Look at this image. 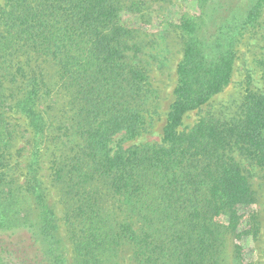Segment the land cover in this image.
Returning <instances> with one entry per match:
<instances>
[{
  "label": "trees",
  "instance_id": "1",
  "mask_svg": "<svg viewBox=\"0 0 264 264\" xmlns=\"http://www.w3.org/2000/svg\"><path fill=\"white\" fill-rule=\"evenodd\" d=\"M146 2L0 0V264H120L125 252L130 264H255L264 0H193L169 22L181 59L161 142L125 146L157 114L145 42L122 20ZM246 38L261 45L234 116L180 129L229 85ZM59 92L60 111L47 103ZM22 139L30 147L18 176Z\"/></svg>",
  "mask_w": 264,
  "mask_h": 264
},
{
  "label": "rangeland",
  "instance_id": "2",
  "mask_svg": "<svg viewBox=\"0 0 264 264\" xmlns=\"http://www.w3.org/2000/svg\"><path fill=\"white\" fill-rule=\"evenodd\" d=\"M146 5L147 7L141 13L135 11L123 12L122 20L126 25L137 29L138 38L145 42L143 45V53L147 55L146 58L151 66V73L149 75L151 86L157 96L155 98L157 102V114L151 117L152 125L148 128V131L135 140L127 142L125 146L140 142H161L167 113L174 99L173 90L176 85V67L181 59L180 37L174 30H168V24L170 21L175 20L180 13L193 11L194 7L193 0H147ZM259 32L264 33V17ZM260 45L259 40L248 38L242 40L241 45L238 47L235 61L237 70L233 73L229 85L221 93L211 97L199 108L186 112L181 119L180 129L190 128L199 118L205 116L221 120L230 119L234 116L243 95L245 69L250 70L256 67L254 59L260 51ZM252 78L251 88H259L260 84L256 72L252 74ZM65 100L66 98L59 92L58 94L51 95L47 103L51 101L54 109L60 111ZM55 110L53 114L60 118L61 113ZM17 123L21 125L22 129L24 125L23 121L19 120ZM64 141L67 147L72 145L69 139L64 138ZM29 147L30 145L22 139L17 143L13 151L12 163L17 164L15 169L18 176L23 173L20 167L26 161ZM47 153L44 155V158L48 156ZM42 173L47 175L49 174V170L44 169ZM250 180L254 185V189L261 191L264 185L262 172L257 170L256 174ZM261 196L260 202L255 206L256 209L261 210L260 234L258 235L257 241L254 244L252 243L255 264H264V194H261ZM47 197L49 203L54 206V211L59 221L58 224L61 227V207L58 203V193L55 188L48 187ZM61 232V237L63 238L64 232ZM128 255L127 252L121 255L120 264H130Z\"/></svg>",
  "mask_w": 264,
  "mask_h": 264
}]
</instances>
